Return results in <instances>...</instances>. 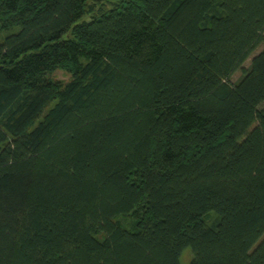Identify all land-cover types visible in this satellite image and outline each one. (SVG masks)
Instances as JSON below:
<instances>
[{
  "label": "trees",
  "instance_id": "trees-1",
  "mask_svg": "<svg viewBox=\"0 0 264 264\" xmlns=\"http://www.w3.org/2000/svg\"><path fill=\"white\" fill-rule=\"evenodd\" d=\"M89 1L0 0V264H264V0Z\"/></svg>",
  "mask_w": 264,
  "mask_h": 264
},
{
  "label": "rangeland",
  "instance_id": "rangeland-1",
  "mask_svg": "<svg viewBox=\"0 0 264 264\" xmlns=\"http://www.w3.org/2000/svg\"><path fill=\"white\" fill-rule=\"evenodd\" d=\"M120 1H123V0H90L89 5L100 6L101 4L102 5L104 4L107 9L108 8L110 9V8H112L113 5L120 3ZM263 49H264V45H261L254 55L258 54ZM251 59H249V61H247V63L245 64V67H248L250 65ZM240 76H241V72L239 71L233 76L232 81L233 82L237 81L240 78ZM53 77H54V79H57L59 81H64V82H67L70 79V76L68 74L62 72V71H57L53 75ZM263 107H264V105H263ZM192 258H193L192 251L190 249H187L183 252L180 262H181V264H190V262L192 261Z\"/></svg>",
  "mask_w": 264,
  "mask_h": 264
}]
</instances>
